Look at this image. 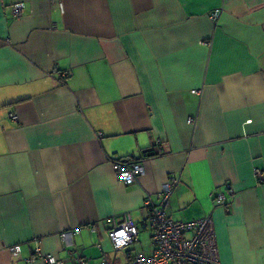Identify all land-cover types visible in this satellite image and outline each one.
I'll return each mask as SVG.
<instances>
[{"label":"crops","instance_id":"1","mask_svg":"<svg viewBox=\"0 0 264 264\" xmlns=\"http://www.w3.org/2000/svg\"><path fill=\"white\" fill-rule=\"evenodd\" d=\"M134 157L126 185L114 161ZM257 167L264 0H0V264H45L38 245L111 262L110 219L146 220L172 176L168 214L211 216L223 264H264ZM130 248L151 253L152 230Z\"/></svg>","mask_w":264,"mask_h":264},{"label":"built area","instance_id":"2","mask_svg":"<svg viewBox=\"0 0 264 264\" xmlns=\"http://www.w3.org/2000/svg\"><path fill=\"white\" fill-rule=\"evenodd\" d=\"M23 6L22 2L14 4L15 15L22 13ZM60 7L63 8V5L60 4ZM220 13V9L213 11L211 18L217 19ZM10 116L17 118L13 112ZM157 145L158 147L161 145L160 140ZM114 169L126 185L133 184L146 173L145 165L141 161L115 160ZM254 175L259 182H264V168H255ZM179 179V177L172 176L163 183L157 203L150 195L146 197L145 205L150 208L151 212L143 222L135 223L128 213L124 215L122 222L116 217L110 219L111 227L107 234L111 239L115 254L111 262L104 258L103 264H223L211 216L181 221L168 214L166 208ZM215 199L219 204L226 202L224 193H216ZM142 229H151L153 232L154 248L151 253L133 251L130 248L139 241ZM92 230L95 231V228L93 227ZM80 231V227L68 229L63 231L61 236L64 242L68 243L71 237ZM11 250L14 255H18L21 248L15 245L11 247ZM119 254L125 256L124 261H117ZM34 255L42 259L45 264H64L63 260L52 253L45 252L39 245L35 248ZM74 264L91 263L86 258L78 257Z\"/></svg>","mask_w":264,"mask_h":264},{"label":"trees","instance_id":"3","mask_svg":"<svg viewBox=\"0 0 264 264\" xmlns=\"http://www.w3.org/2000/svg\"><path fill=\"white\" fill-rule=\"evenodd\" d=\"M158 154V151L156 150H150V149H147L145 152H144V154L143 155H149V156H153V155H157ZM129 161L131 162V161H140L137 157L135 158L134 157V159H129Z\"/></svg>","mask_w":264,"mask_h":264}]
</instances>
